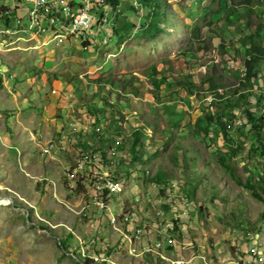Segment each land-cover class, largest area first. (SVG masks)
Segmentation results:
<instances>
[{
    "label": "rangeland",
    "instance_id": "1",
    "mask_svg": "<svg viewBox=\"0 0 264 264\" xmlns=\"http://www.w3.org/2000/svg\"><path fill=\"white\" fill-rule=\"evenodd\" d=\"M162 1L167 16L161 31H150L145 26L151 23L147 11L142 8L138 13L127 2L118 22L114 21L111 41L103 44L100 35L97 45L91 47L66 35L33 39L0 22V264H91L90 257L102 251L99 229L111 246L108 255L116 263L167 264L154 257H128L107 217L95 206L87 207L91 191L84 185L72 188L65 174L75 163L79 148L101 142L94 133L98 122L85 125L84 120H90L91 111L106 99L114 105L104 110L111 134L116 130L114 117L119 128L126 130L123 136L129 138L145 122L153 126L150 133L154 128L163 129L158 122L160 114L163 120H182L181 116L171 118L176 107L185 121L183 128L174 129L168 139L155 145L146 135L145 145L136 150L139 154L144 149L141 161L133 163L131 150L127 159L121 158V167L131 172L125 176L123 192L112 200V210L124 205L139 215L143 208V217L146 212L154 217L162 211L163 227L175 221L181 244L175 252L167 253L171 259L189 261L195 254L200 256L197 249H184V243L196 237L208 240L211 264L244 261L258 246L264 253V203L217 161L221 152L231 158L235 174L252 180L264 199V157L261 153L250 157L255 141L243 126L246 109L256 107V100L264 106L262 82L254 89L253 102L235 104L233 98L239 87L236 72L243 69L242 44L250 34V13L241 8L234 11L229 29L227 22L224 24L230 14L229 0ZM253 6L259 15L253 20L260 22L264 5L259 7L256 1ZM217 26L225 36H232L226 50L212 30ZM163 61L174 68L168 81ZM213 73L215 81L228 86L219 92L225 93L224 99H218L209 86L202 88ZM114 77L123 82L133 80L135 87L145 82L153 94L136 98L118 83L110 85L108 80ZM185 77L191 81L193 94L174 84ZM171 91H177L174 98ZM126 99L130 105L124 104ZM214 106L230 129L227 136L206 135L202 132L205 120L200 127L196 125ZM156 107L153 114L151 108ZM161 131L156 141L162 139ZM60 140L68 144L69 151L49 157L46 150L60 145ZM148 170L152 176L146 174ZM136 198L146 203L135 205ZM185 201L189 204H180ZM173 206L179 211H173ZM97 221L99 229L95 228ZM253 233L261 235L259 242L252 240ZM193 264L204 262L198 258Z\"/></svg>",
    "mask_w": 264,
    "mask_h": 264
},
{
    "label": "built area",
    "instance_id": "2",
    "mask_svg": "<svg viewBox=\"0 0 264 264\" xmlns=\"http://www.w3.org/2000/svg\"><path fill=\"white\" fill-rule=\"evenodd\" d=\"M110 0H0V8H11L15 13L14 29L27 37L37 39L50 34L58 36H68L79 40L83 45H97L96 38L102 35L103 44H108L113 36V29L118 22V16L122 12L123 2H130L135 8L141 9L138 0H118L119 4H111ZM26 11V14H23ZM20 13L22 17H20ZM96 121L95 118L84 120L85 125ZM87 127V126H86ZM98 134L102 129L100 126L94 127ZM110 137H107L109 139ZM60 145L50 146L46 150L49 157L55 158L59 152L69 151L67 143L61 142ZM123 140L119 139L112 144L104 145L101 142L93 147L86 143L84 148H79V155L75 158V163L66 168V175L75 186L84 185L92 193L89 206H95L108 219L111 230L119 236L122 250L126 255L134 259H145L154 257L156 261L161 260L167 264H193L196 259L203 260L204 264H211L206 238H193L184 243L185 248L197 249L200 256L196 254L189 261L183 259H171L167 253L175 252L179 241L177 240L178 229L175 221L164 226L162 220L163 212L157 211L154 217L146 212L143 217V208L139 209V215L130 213L123 205L121 210H112L111 202L115 195L122 193L125 185L126 174L130 169L122 168L121 158L126 159L129 152L121 153L120 147ZM74 150V149H73ZM78 149H76L77 152ZM75 152V153H76ZM129 159L131 157H128ZM131 172V171H130ZM147 175L152 176L148 170ZM138 206L146 202L143 198H136ZM181 205L189 204L187 201ZM156 206H154V209ZM179 211V208L175 206ZM173 206V211H176ZM99 222L96 227L99 229ZM236 232V231H234ZM101 252L94 254L91 264H118L109 253L110 244L103 239L102 229H99ZM73 234L79 238L74 232ZM261 235H252V240L260 241ZM103 241V242H101ZM90 246L85 247V251ZM111 248V246H110ZM258 246L253 250V254L244 261L230 264H262L264 259L263 252ZM178 249V248H177ZM258 253V255H257Z\"/></svg>",
    "mask_w": 264,
    "mask_h": 264
},
{
    "label": "trees",
    "instance_id": "3",
    "mask_svg": "<svg viewBox=\"0 0 264 264\" xmlns=\"http://www.w3.org/2000/svg\"><path fill=\"white\" fill-rule=\"evenodd\" d=\"M138 1L141 4L142 8L147 11L148 19L149 18L151 19V23L145 26H148L150 31L152 32L161 31L160 25L162 24V21L166 19V16H167L163 9L165 6L163 1L162 0H138ZM256 1H258L259 7H262L264 5V0H245V1L239 2L238 4H236L234 0H229V4H227V11H229L230 14H228L226 21H224V24H226L227 22L226 27H228L229 29L232 28L233 21L231 20V18L234 15V11L235 13L236 12L238 13L239 11H236V10L241 8V9H244V11L247 10V12L250 13L248 15L249 19L247 23V27L249 28L250 34L245 37L246 41L245 43L242 44L245 50V55H244V58L242 59L243 69H240L238 72H236V74H238L239 87L234 89L233 91L234 93L233 98L236 99L235 104H239L240 102H244V101L253 102V99L255 97L254 96L255 87L259 84V82H262L263 87H264V37L262 36V32L264 31V17L261 16L260 22L253 20L254 16L259 18V15L256 14L255 7L253 6V3ZM109 2L114 5L119 4L118 0H110ZM122 2H123V6H122V12H123L124 3H127V2L126 1H122ZM132 8L138 11L139 13L138 8H135L133 5H132ZM15 13L16 12H14L11 8H8V7L0 8V22L7 28L14 27ZM262 15H264V13ZM119 17L120 15L118 16V18ZM212 30L221 39V47L226 50L230 46L229 44L231 41L229 42V40L232 38V36L230 37L225 36L224 31L223 30L220 31V27L218 26H217V29H212ZM115 32H116V35L120 39H123V37L121 36V32H119L117 29H115ZM85 46L89 47V45H85ZM163 64H164L163 69L167 72L165 74L164 79L168 81L170 78H172V75L174 73V68L172 64L166 61H163ZM241 71L242 73H240ZM160 74L162 73L160 72ZM215 76L216 74L214 73L211 74L208 80L209 82L204 83L202 85V88L203 90H205V88L209 86L208 88H210L212 92L216 93V96L218 99H224L225 93H219V92H222L228 86L222 82L215 81ZM108 82H110L109 83L110 85H115L118 83V85H121L124 91H129L131 94L136 96V98L142 99L146 97L148 93H152L151 92L152 90L148 87L147 83L145 82L140 84L139 87H135V84H133L134 83L133 80L123 82L122 80H118L117 77H114L111 80H108ZM174 84L177 85L176 87L179 88V90L183 89L193 94V88L190 86L191 81L188 80L187 77H185L181 81H177ZM198 89L200 90L199 87ZM175 92L177 91H173V92L171 91V94H170L171 98L174 96L173 94ZM126 100L127 101H125L124 104L130 105L129 99H126ZM175 100L176 99H174L173 101L175 102ZM167 102H170V101H167ZM214 104L216 105V103ZM255 105L257 106L254 108L246 109L245 116L243 118V122H244L243 126L245 128H248L250 132V136H252L255 141V145L251 147V150H250V157L252 156L255 157L257 156L258 153H261L260 155L264 157V106L261 104L260 101L258 102L257 100H256ZM108 106L113 108L114 105L110 103V100L106 99V100H103L102 105H98L96 109L91 111L90 119L95 118L96 121L98 122L97 126H100L101 129L103 130V134L102 133L98 134L97 132H94L97 136L96 138L100 139L101 143L106 146L109 144H112V142L114 143L118 141L119 139H122L123 145L120 147V151L125 152L127 150L126 152H128L129 150H131L133 152V157H134L133 163H136L142 160L141 156L143 154L144 149L139 154L138 152L136 153V150L140 146L145 145L146 140L144 137L146 135H148L150 139L152 140L151 143L150 142L149 143L150 144L153 143V145H155L157 143H160L164 139H168L169 135L174 131V129L183 128L182 126L185 123V121L183 120V115H180L181 113L177 111L178 107L175 108V106H174L175 110L174 111L171 110L170 112L171 118L176 117V116H181L182 120L179 119L177 122L173 121V119H171L170 121L167 119L163 120L162 118H164V115L160 113H162V111L165 109L164 106H166V104L164 103L163 106L159 108L161 110V111L159 110L160 111L159 114L162 117L161 118L159 117L158 119V122L162 123L163 129L162 128L160 130L157 129L158 130L157 131L154 128L153 132L150 133L149 128L153 126L151 125L149 126V123L145 122L143 123L141 127L136 128L134 130L133 135L129 138V137L123 136L125 135L126 130L123 127H122L123 128L122 130L119 128V125L117 124L118 120H116L115 117L113 118L112 121L114 123V126H116V130L114 131L115 132L114 134H111V130H110L111 125L106 117V112L104 111L106 110V108H108ZM154 109L155 108H151L153 114L157 112V107L155 110ZM203 120H205L207 125L206 127H203L202 132H204L206 135L216 132L217 134L223 133L224 135L227 136L228 132H230V129L228 128V126H226L222 122L221 117H219L218 110L217 108H215V106L212 108V111L210 109L209 112L205 114V117L199 118L196 121V125L200 127V123L203 122ZM169 129H170L169 134H166V131H168ZM160 131L162 133V139L159 141H156V134ZM182 133H183L182 130H180V134ZM107 137H110V138L107 139ZM130 147L131 149H129ZM217 156H218L217 161L221 165V167L229 171L230 173L232 172L235 180L240 186L249 189L255 196H257V198H259L264 203L263 197L259 195L258 188L252 183V180L245 181L242 179L241 176H237L235 174L234 172L235 166L231 163L230 161L231 158L224 157L222 155V152L218 153ZM128 160H131V158L130 159L128 158ZM262 220L264 221V212L262 214ZM62 248L63 249L66 248L64 243L62 244Z\"/></svg>",
    "mask_w": 264,
    "mask_h": 264
},
{
    "label": "crops",
    "instance_id": "4",
    "mask_svg": "<svg viewBox=\"0 0 264 264\" xmlns=\"http://www.w3.org/2000/svg\"><path fill=\"white\" fill-rule=\"evenodd\" d=\"M35 138H36V135H35ZM17 152H21V151H19V149H17ZM205 237H201V238H198V239H200L201 241H203V239H204ZM209 243V242H208ZM168 255V254H167Z\"/></svg>",
    "mask_w": 264,
    "mask_h": 264
},
{
    "label": "clouds",
    "instance_id": "5",
    "mask_svg": "<svg viewBox=\"0 0 264 264\" xmlns=\"http://www.w3.org/2000/svg\"><path fill=\"white\" fill-rule=\"evenodd\" d=\"M142 9V8H141ZM141 9H139V10H141Z\"/></svg>",
    "mask_w": 264,
    "mask_h": 264
}]
</instances>
